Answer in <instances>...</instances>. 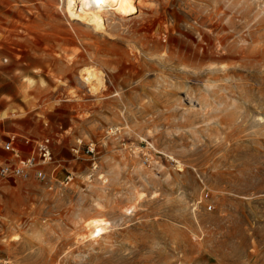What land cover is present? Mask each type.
Wrapping results in <instances>:
<instances>
[{
  "label": "rangeland",
  "instance_id": "374dc122",
  "mask_svg": "<svg viewBox=\"0 0 264 264\" xmlns=\"http://www.w3.org/2000/svg\"><path fill=\"white\" fill-rule=\"evenodd\" d=\"M58 3L0 0V137L73 179L0 180V264H264V0Z\"/></svg>",
  "mask_w": 264,
  "mask_h": 264
},
{
  "label": "built area",
  "instance_id": "2783aa9c",
  "mask_svg": "<svg viewBox=\"0 0 264 264\" xmlns=\"http://www.w3.org/2000/svg\"><path fill=\"white\" fill-rule=\"evenodd\" d=\"M30 144H33L30 146ZM0 150L11 155L10 160L0 162V180H29L34 178L46 185L48 190H55L58 187L64 188L72 182V176L67 175L64 180L58 182L54 178V172L45 168L53 163L52 142L49 137H43L34 143L30 139H24L18 144L14 136L6 139L0 137ZM93 148H88L93 153ZM78 152V149H75ZM92 174V173H91ZM89 175L91 177L92 175ZM205 193L204 197L207 198ZM211 210V206L208 207Z\"/></svg>",
  "mask_w": 264,
  "mask_h": 264
},
{
  "label": "bare ground",
  "instance_id": "6f19581e",
  "mask_svg": "<svg viewBox=\"0 0 264 264\" xmlns=\"http://www.w3.org/2000/svg\"><path fill=\"white\" fill-rule=\"evenodd\" d=\"M58 1L61 3V5L58 3L60 9H62L63 13L68 15L70 19L82 21L87 24L89 23L98 30L103 28L105 23L104 17L108 11H112L115 15L117 14L123 17L134 8L136 3L139 4L143 0H100L99 3H97V0ZM84 76L85 79H94L99 86H102L101 81H105L103 76L97 75V73L88 70H85ZM108 222L106 220L92 222L87 226V234L82 239L96 241V239L101 238L102 235L107 233L109 227Z\"/></svg>",
  "mask_w": 264,
  "mask_h": 264
},
{
  "label": "crops",
  "instance_id": "0c3cea01",
  "mask_svg": "<svg viewBox=\"0 0 264 264\" xmlns=\"http://www.w3.org/2000/svg\"><path fill=\"white\" fill-rule=\"evenodd\" d=\"M0 158H2L1 162H2L3 160H10V159H11V155H9L7 158H6V157L3 158V156L0 154Z\"/></svg>",
  "mask_w": 264,
  "mask_h": 264
},
{
  "label": "snow or ice",
  "instance_id": "6c2138e0",
  "mask_svg": "<svg viewBox=\"0 0 264 264\" xmlns=\"http://www.w3.org/2000/svg\"><path fill=\"white\" fill-rule=\"evenodd\" d=\"M100 2V0H97V3H99Z\"/></svg>",
  "mask_w": 264,
  "mask_h": 264
}]
</instances>
